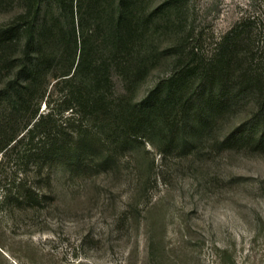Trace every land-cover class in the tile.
Here are the masks:
<instances>
[{
  "label": "rangeland",
  "instance_id": "374dc122",
  "mask_svg": "<svg viewBox=\"0 0 264 264\" xmlns=\"http://www.w3.org/2000/svg\"><path fill=\"white\" fill-rule=\"evenodd\" d=\"M182 5L181 20L167 18L161 29L162 57L135 89L134 102L186 65L193 69L171 92L180 90L175 103L193 95L194 46L210 53L242 17L263 37L264 0ZM9 12L0 8V19ZM125 90L118 82L117 91ZM257 100L256 91L241 93L185 146L181 138L169 141L171 122L182 124L179 107L168 120L157 114L150 128L134 126L136 138L120 146L111 142L119 137L108 132V120L96 118L103 148L112 149L115 160L92 173H72L60 163L51 183L48 168L38 177L36 164L7 155L0 166V264H264V147L241 137L224 140L231 131L260 130L264 111ZM27 170L40 198H4L2 189H15Z\"/></svg>",
  "mask_w": 264,
  "mask_h": 264
},
{
  "label": "trees",
  "instance_id": "16d2710c",
  "mask_svg": "<svg viewBox=\"0 0 264 264\" xmlns=\"http://www.w3.org/2000/svg\"><path fill=\"white\" fill-rule=\"evenodd\" d=\"M182 6V0H0V8L10 11L0 19V166L16 153L36 164L38 177L48 168L50 183L60 163L72 173L97 172L116 156L103 148L94 126L102 116L108 132L118 134L111 142L120 146L136 138L134 126L150 128L157 114L166 120L179 107L182 124L171 122L169 141L181 138L185 146L241 93L256 91L264 111V32L260 37L248 17L217 37L210 53L194 46L193 95L175 103L180 90L171 92L193 69L186 65L134 102L135 89L162 57L161 29L167 18L181 20ZM121 98L126 102L116 103ZM258 128L245 135L231 131L224 140L241 137L264 147V120ZM27 173L15 189H2L4 198H40Z\"/></svg>",
  "mask_w": 264,
  "mask_h": 264
}]
</instances>
